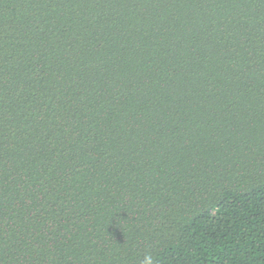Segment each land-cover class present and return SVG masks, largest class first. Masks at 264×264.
Masks as SVG:
<instances>
[{"label": "trees", "instance_id": "1", "mask_svg": "<svg viewBox=\"0 0 264 264\" xmlns=\"http://www.w3.org/2000/svg\"><path fill=\"white\" fill-rule=\"evenodd\" d=\"M264 264V0H0V264Z\"/></svg>", "mask_w": 264, "mask_h": 264}, {"label": "clouds", "instance_id": "2", "mask_svg": "<svg viewBox=\"0 0 264 264\" xmlns=\"http://www.w3.org/2000/svg\"><path fill=\"white\" fill-rule=\"evenodd\" d=\"M143 264H153L151 256H145Z\"/></svg>", "mask_w": 264, "mask_h": 264}]
</instances>
